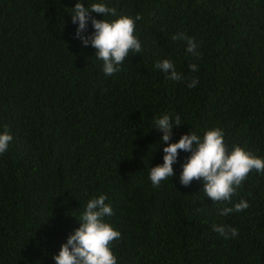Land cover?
<instances>
[{
	"label": "trees",
	"instance_id": "obj_1",
	"mask_svg": "<svg viewBox=\"0 0 264 264\" xmlns=\"http://www.w3.org/2000/svg\"><path fill=\"white\" fill-rule=\"evenodd\" d=\"M77 2L101 0H0V133L12 136L0 154V264H55L100 195L121 233L117 264H264V173L250 172L230 203L207 198L201 181L180 184L188 152L172 178L149 179L168 146L154 129L164 114L182 124L168 143L219 128L229 151L264 159V0H103L117 14L96 20L141 17L142 51L113 76L75 38ZM93 31L89 21L83 35ZM181 33L199 58L171 38ZM165 59L181 80L155 67ZM241 200L247 209L219 214ZM214 225L239 235L225 240Z\"/></svg>",
	"mask_w": 264,
	"mask_h": 264
},
{
	"label": "clouds",
	"instance_id": "obj_2",
	"mask_svg": "<svg viewBox=\"0 0 264 264\" xmlns=\"http://www.w3.org/2000/svg\"><path fill=\"white\" fill-rule=\"evenodd\" d=\"M72 23L77 25L75 38L81 41L82 46L94 48L95 56L103 61V72L107 76H113L119 72L120 65L125 62L130 54L136 55L142 51L141 43L134 35L135 24L140 20L139 15L135 20L128 16L108 21L96 20L91 13L104 17L116 16V9L103 3H93L90 8L76 3ZM89 21L93 28L92 35H83L87 32ZM173 40H184L189 54L197 56L196 42L184 34L174 35ZM162 73L169 74L168 79L179 81L181 74L175 70L171 60H162L155 64ZM189 69L198 71L196 64H190ZM197 79H192L187 84L189 88H195ZM180 117H175L172 123L171 114H164L155 120V130L161 132V143L168 146L163 148V164L151 167L149 179L154 187H159L162 181L174 176L173 164L177 162L178 152H188L186 162L182 165L179 182L187 187L192 181H201L202 190L206 197L213 202L230 203L231 197L242 186L248 174L255 170L264 173V159L257 158L252 153L245 151L240 146L233 145L231 151L224 143V132L219 128H213L204 132L201 138L196 133L182 135L178 142L168 143L171 139L173 126H180ZM12 136L5 130L0 133V154L8 150ZM107 197L100 195L90 199L82 214L79 228L62 244L58 255L52 257L55 264H117V260L111 251L110 244L121 238V233L114 230L110 224L104 221V217H111L114 213L110 204H106ZM249 207V204L241 200L234 207H224L220 215L224 216L233 211L240 212ZM214 232L225 240L239 235L235 228L225 225H214Z\"/></svg>",
	"mask_w": 264,
	"mask_h": 264
}]
</instances>
